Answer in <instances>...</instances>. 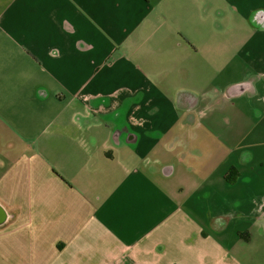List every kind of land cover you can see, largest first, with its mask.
Returning a JSON list of instances; mask_svg holds the SVG:
<instances>
[{
	"label": "crops",
	"instance_id": "obj_1",
	"mask_svg": "<svg viewBox=\"0 0 264 264\" xmlns=\"http://www.w3.org/2000/svg\"><path fill=\"white\" fill-rule=\"evenodd\" d=\"M0 264H264V0H0Z\"/></svg>",
	"mask_w": 264,
	"mask_h": 264
}]
</instances>
